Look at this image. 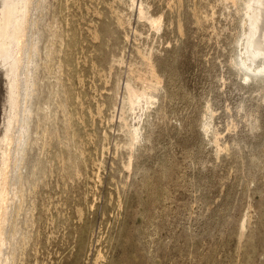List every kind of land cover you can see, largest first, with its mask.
Wrapping results in <instances>:
<instances>
[{
    "label": "rangeland",
    "instance_id": "rangeland-1",
    "mask_svg": "<svg viewBox=\"0 0 264 264\" xmlns=\"http://www.w3.org/2000/svg\"><path fill=\"white\" fill-rule=\"evenodd\" d=\"M30 2L4 264H264V80L232 66L245 0Z\"/></svg>",
    "mask_w": 264,
    "mask_h": 264
},
{
    "label": "bare ground",
    "instance_id": "bare-ground-1",
    "mask_svg": "<svg viewBox=\"0 0 264 264\" xmlns=\"http://www.w3.org/2000/svg\"><path fill=\"white\" fill-rule=\"evenodd\" d=\"M29 2L30 0H0V264H4L6 259V255L3 257L4 253H2L1 248L3 243H5L2 226L4 224L3 222L6 220L7 200L10 199H8V190L5 187L4 180L6 178L4 179V175L6 173L4 174V169L7 163L10 144L13 142L14 130L16 129V133L18 132L17 138H19L24 128L22 123L23 120L19 117V102L20 97H23L22 95L26 97L29 87L27 78L24 79V83L22 82L23 85L20 83L21 79H19L18 61L21 59L19 56L21 50L19 49L17 51L18 54L16 59L13 57V60H10L9 56L12 55L13 45L17 44L15 42H23L25 31L23 26L25 23L23 24V21L28 14ZM245 8V13L243 12L244 16L240 17V29L235 42L236 53L232 66L235 65V70L245 77L243 79L251 78L253 80H264V0H245ZM19 17H21V19H19ZM14 22L15 24L17 23V28L12 27V23ZM15 29H17V31H15ZM27 72H29V69ZM130 97H132L131 102L137 110L147 101L144 100L143 96L139 93L134 95L131 94ZM137 114L138 118L140 116L139 111ZM19 149L20 145L18 143L16 151Z\"/></svg>",
    "mask_w": 264,
    "mask_h": 264
}]
</instances>
